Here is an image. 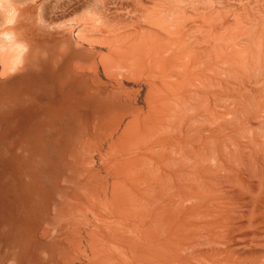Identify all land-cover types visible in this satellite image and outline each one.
<instances>
[{
  "label": "bare ground",
  "instance_id": "bare-ground-1",
  "mask_svg": "<svg viewBox=\"0 0 264 264\" xmlns=\"http://www.w3.org/2000/svg\"><path fill=\"white\" fill-rule=\"evenodd\" d=\"M23 2L0 264H264V0Z\"/></svg>",
  "mask_w": 264,
  "mask_h": 264
},
{
  "label": "clouds",
  "instance_id": "clouds-1",
  "mask_svg": "<svg viewBox=\"0 0 264 264\" xmlns=\"http://www.w3.org/2000/svg\"><path fill=\"white\" fill-rule=\"evenodd\" d=\"M23 0H0V76L17 75L30 66L32 49L17 25Z\"/></svg>",
  "mask_w": 264,
  "mask_h": 264
}]
</instances>
